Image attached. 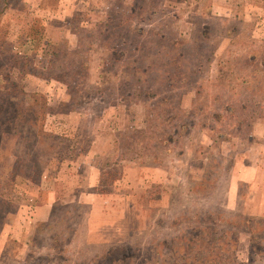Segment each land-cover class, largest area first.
<instances>
[{"label":"rangeland","instance_id":"374dc122","mask_svg":"<svg viewBox=\"0 0 264 264\" xmlns=\"http://www.w3.org/2000/svg\"><path fill=\"white\" fill-rule=\"evenodd\" d=\"M172 1L0 0V238L5 235L4 243L0 239V264H14L10 257L22 253L17 250L19 243L7 239L8 234L15 237L19 232L17 227L13 229L19 216L42 219L64 187L82 193L98 175L104 178L109 173L114 178L122 167L112 166L98 175L95 168L102 163L115 164L120 158L130 167L156 166L155 177L139 183L135 198L145 227L120 242L85 243L86 205H77L81 224L71 260L112 244L141 242L167 233L173 228L164 220L187 209L249 214L250 204L264 194V156L258 160L262 149H255L264 127V70L240 69L239 64L248 47L255 51L264 47V0ZM75 24L79 34L66 48H85L87 69L76 75L70 70L72 100L65 85L47 73L15 74L8 69L7 53L23 44L28 33L58 40L67 37L69 27ZM131 27L140 30L134 36L133 64L129 62L131 52L126 51L129 47L117 44ZM230 28L231 35L226 32ZM84 31L93 34L85 36ZM143 39L147 40L142 45ZM155 43L160 44L154 48ZM108 47L114 51L112 55H108ZM177 51L183 55L180 61L185 68L165 60L176 57L177 61ZM139 63L153 65L149 76L135 68ZM154 69L159 74L157 82ZM160 70L170 79L172 89L158 90L169 104L155 107L143 96V85L161 83ZM177 77L185 79L180 89ZM23 90L36 93L28 105L20 102ZM38 99H45L46 109L43 117L36 118ZM237 99L246 104L242 110ZM156 112L162 114L159 122L154 120ZM163 137L167 139L161 142ZM48 160L49 169L41 172L42 162ZM203 167L211 170L213 181L202 193L194 184L199 182ZM76 170L89 171L88 178L71 181ZM128 173L132 174L130 169ZM131 179V190L137 189L134 177ZM76 182L77 187L73 186ZM48 189L53 197L45 201ZM4 222L8 224L6 232L1 230ZM256 223L255 247L260 251L264 222ZM238 228L244 229L240 223ZM246 235L245 230L235 234L237 263L264 264V253L256 256L247 250ZM155 253L152 257L159 263L161 252ZM188 264L197 263L189 260Z\"/></svg>","mask_w":264,"mask_h":264},{"label":"trees","instance_id":"16d2710c","mask_svg":"<svg viewBox=\"0 0 264 264\" xmlns=\"http://www.w3.org/2000/svg\"><path fill=\"white\" fill-rule=\"evenodd\" d=\"M177 1L179 0H173L172 2ZM118 23L121 24L120 21ZM77 26V24L73 27L70 26L68 29V36L58 40H44L39 33H28L23 44L13 46L10 52L7 53L8 57L5 60L8 69L12 70L15 74L47 73L50 78L65 85L69 99L72 100L73 94L70 89L72 86V80L70 81V70L73 69L74 75H76L79 74L81 70L86 71L87 69L86 49L81 47L77 48L75 46L69 49L66 48L67 42L69 43L76 40L79 34V26ZM103 31L106 32L107 29L103 28ZM127 32H129L128 35H123L118 38L117 44L129 47L126 48V51L131 52L129 62L133 64L135 61L134 50L136 49V47H134V36H136L140 30L137 27H131ZM226 32L231 35L232 28L227 29ZM130 33L133 36L130 35ZM92 34V32L84 31L85 36H92ZM157 38H161V34L158 35ZM146 40L147 39H143L142 45L146 43ZM169 43L171 45L174 44L171 41H169ZM159 44L160 43H155L154 48L159 46ZM147 45L148 44L144 46L146 47ZM164 46L162 42L161 47L163 48ZM113 53L114 51L108 47V55H112ZM80 54H83V57L80 56ZM177 57V61L176 57L171 59L165 57V60H168L171 64H175L176 68H185L180 61L183 57L182 53L177 51ZM240 58V69L252 68V70H264V47L260 51H255L248 47ZM151 67H153L152 64L146 65L145 63L142 65L139 63L138 67L135 65V68H140L143 74H147V76H149ZM156 72L157 70L154 69L155 82L159 81V74ZM160 74L162 75L161 83L156 84L153 81L151 85H143L146 88V92L143 96L148 101V104L155 105V107L169 104H166V98L162 97L161 95L163 94L158 93V90L163 89L165 90L164 92H169L172 89L170 79L167 80V75L163 73V70H160ZM177 78V88L180 89L185 79L183 77ZM246 81L244 77L242 82L246 83ZM164 84L166 86H163ZM233 91L234 90H231L232 95ZM32 92L33 91H20V96L23 97L20 102L23 100L28 105L29 102L32 101L30 97L36 95V93L33 94ZM44 100L45 99H41V102L39 99L35 100L37 104L34 110L38 112V114L36 116L34 115V117H43L46 109ZM236 101L238 102L237 106L239 109L242 110L245 108L246 104L243 100L237 99ZM38 102H40L39 105ZM229 108L228 106V109ZM230 110L231 108L227 112L229 113ZM155 114L154 120L159 122L162 118V114L161 112H156ZM42 126L43 124H40L38 127L40 133ZM152 129L155 130L157 128L153 127ZM152 135L155 134L153 133ZM156 137L157 135L154 136V138ZM164 138L165 137L161 139V142L167 139ZM141 149L144 151L146 150V148ZM49 165V160L47 162L43 161L42 166L44 168L42 167L41 172L49 169ZM206 176L210 177V179ZM197 180H199V182L195 181L194 187H196L199 192H205L208 183L210 182L212 184L213 181L211 170L203 167L200 178ZM63 189L64 191L61 190V193L54 196L44 218L34 220L30 215H23V217L19 216V218L15 220L13 229L17 227L19 232L16 233L15 237L8 234L7 239L11 242L19 243L17 250L20 251L22 249V253L18 258L16 254L10 257L14 258V264H166V262H169V264H176L178 260L180 264H188L189 260L197 264H206L208 261L211 262V264H238L236 256L234 255L236 240L238 238L235 234L241 230H245L247 234V250L250 253H254V255L256 254V256L264 253V247H262L260 251H256V240L254 237V230L257 227L256 221L264 222V217L249 214L222 215L220 212L212 209L202 210L201 212L198 211V209H187L164 220V222L168 223L167 226L171 227V229L173 228L167 233L164 232L159 235H152V237H148L141 242L112 244L99 248V251L90 256L78 260H71V247L77 234L78 226L81 224L78 218L80 213L77 210L80 190L68 188L67 186ZM65 191H67V194L63 197ZM57 206L61 207L56 209ZM239 223L244 229L238 228ZM228 233L230 234L229 237H227ZM218 234L222 237L218 236L216 239H213V235L217 236ZM158 249L161 252V256L157 258L159 263H156L152 255L157 256L155 252H157ZM218 249H220V251ZM199 253L202 254L198 256Z\"/></svg>","mask_w":264,"mask_h":264},{"label":"crops","instance_id":"0c3cea01","mask_svg":"<svg viewBox=\"0 0 264 264\" xmlns=\"http://www.w3.org/2000/svg\"><path fill=\"white\" fill-rule=\"evenodd\" d=\"M261 131L263 132L260 138L261 141H259V144H255V149H258V146L259 149H262L257 153L259 154L258 160L261 156H264V127H262ZM80 163L83 164L82 161H80ZM80 163L78 164L80 165ZM141 165L142 164L130 167L120 158V161L115 164L108 163L103 166L102 163L96 166L97 175L100 174V171H103V169L112 166L122 168H119L120 171L114 178L109 177V173H105L104 178H99L98 175L95 177L96 180L95 178L93 179V183L88 182L79 195L78 205H86L84 215L86 223L85 243H116L126 240L131 232H139L144 229V224L146 223L141 222L144 215H142V211L138 208L139 203L135 198L137 197L138 191L140 192L139 183H142L144 179L150 181V177H155L154 173H156V166L149 167ZM87 168L88 167H86V170ZM129 169L131 170V175L128 173ZM86 170L81 173L76 170V174H71V181L74 182L77 180L80 182L83 176L86 180L88 178L86 173H89V171ZM133 177L135 179L134 183H136L138 188L131 190V187H133L131 186V178ZM165 178L166 175L164 173L163 181ZM248 181H250V179H247V182ZM74 184L73 186H79L77 182ZM45 197V201L51 200L53 192L48 189L45 191ZM234 197L233 199L236 198ZM260 197L257 203L250 204L253 207L252 210L249 209V214L255 213V215L259 214L260 216H264V194H261ZM7 227L8 224L4 222L1 226V230L6 232ZM3 236L5 237V235ZM3 236H1L0 239H2ZM2 240L4 243V238ZM2 240L0 241L1 245Z\"/></svg>","mask_w":264,"mask_h":264}]
</instances>
